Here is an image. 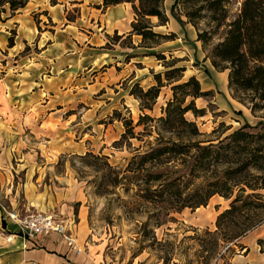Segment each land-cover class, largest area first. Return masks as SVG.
Masks as SVG:
<instances>
[{
    "label": "rangeland",
    "instance_id": "rangeland-1",
    "mask_svg": "<svg viewBox=\"0 0 264 264\" xmlns=\"http://www.w3.org/2000/svg\"><path fill=\"white\" fill-rule=\"evenodd\" d=\"M173 2L174 0H166V9L170 16V22L166 27L157 28L158 19L151 20L156 25L155 30L165 34L175 32L177 38L164 41L166 43L159 47L142 48L140 51L144 53L136 55L139 57L135 60L139 62L132 65L134 70L141 74L148 73L149 70L144 69L145 67L153 68L149 81L156 84L153 74L165 72L166 67L164 61L157 59L152 53L165 52L168 63H171L173 58L181 59L177 66L186 67L181 81L196 75L203 90H212L211 96L196 99V106L206 109L205 116L196 117L192 112L186 114L187 118L195 120L200 130L208 135L219 136L230 126L231 129L227 130L223 135L225 136L245 122L255 124L262 120L263 111L253 114L248 105L235 99L228 88L227 72L218 71L210 59L206 58L212 47L221 40L223 29L218 31L212 43L204 49L202 42L197 40V30L193 24L188 23L185 16L179 19L172 14ZM241 3L242 0H230L228 8L231 15L239 12ZM76 12V8L70 9L67 18L74 19ZM40 14L30 13L38 31H44L45 28L54 32L56 28L45 26L54 24L45 16L40 18ZM2 17L6 15L2 14ZM22 23L26 25L27 22L25 20ZM200 28L208 29L206 21L200 23ZM20 30L26 35L30 33L28 28L24 31L22 27ZM8 31L9 38L14 36L15 42L18 26L11 23ZM9 38L5 40V45L3 41L0 42V62L4 58L5 50L11 47ZM116 38L113 34L104 47L112 48ZM29 50H38L35 41L24 47V52ZM9 59L12 64L14 60L20 59V54L10 55ZM3 62H6V59ZM106 67H98L96 72L90 74V80L93 78L95 81L90 86V93L77 90L79 95H74L76 91L73 89L56 90L51 92V96L47 94L50 103H46L42 98L39 103H33L29 97L32 89H27L26 83H22L23 88L15 90L18 95L13 96L12 101L18 97L23 100L15 103V107L9 106L3 113L0 112L4 117L14 114L13 120H3L0 115V208L6 216L0 219V237L6 239L9 234L19 235L17 229L10 230L6 227L13 222L9 212L16 210L21 216H26L36 211H44L71 225L82 249L79 257H71L74 252L64 245L60 251H65V256L63 255L65 259L51 264H211L215 258H220V264H229V259L235 254L246 252L244 247L248 244L258 243L263 248L264 207L235 216L229 226L218 227V216L230 207L235 194L232 198L216 194L207 205L194 209L185 208L181 212L169 209L167 203L157 199L154 202H147L142 197L143 194H148L147 190L157 188L158 183L145 182V177L141 174L166 170L169 165L149 164L141 170L142 173L134 174L127 171L132 157L138 153L134 148L139 147L141 142L132 139L133 145L130 148L120 141L125 131L124 124L121 120L111 119V116L114 110H119L122 117H132L134 122L138 120L142 113L140 101L130 94L136 79H132L131 73H128V76L125 74L115 77L109 74ZM17 71L18 68H13L12 64L9 76H14ZM5 73L6 70L0 68V77ZM164 82L166 86L162 88L154 110H146L151 115L159 116L161 107L172 97L171 86L165 78ZM142 86L147 89L148 81H144ZM11 95L12 91L9 98ZM46 98L45 96L44 99ZM1 100L3 99L0 98V104ZM88 108L90 111H87ZM86 111L90 116L81 118ZM214 129L219 131L211 134ZM80 144L86 145L89 150L84 153V149L80 148L81 154H78ZM87 152L91 155L85 156ZM103 156H107V159L102 158ZM22 162L37 164L49 162L50 165L40 169H23L22 165H19ZM134 166L136 167V164L133 163L132 170ZM172 166L169 167L176 168ZM227 166L213 167L210 174L215 172L219 174ZM178 168L186 171L181 166ZM55 174L64 176L68 174L75 180L79 189L81 203L75 204L73 209L69 208L74 211V220L68 217L66 204L61 208L58 204L54 205L51 211L26 207V193H23L21 183L29 179L30 185L34 187L31 179L38 178L42 187L48 184L52 185L53 190L60 189L66 184V178L55 179ZM171 175L174 176V173ZM114 179L117 180L116 183ZM247 179L255 182L250 176ZM205 183L206 175L194 180L192 178L189 190L193 191ZM8 192L9 194L15 192L16 198L10 199V195L6 197ZM252 192L249 190L246 194ZM255 193L258 195L252 196V200L264 202V188ZM254 220L259 221L246 231L240 240L225 246L223 237L226 233L236 232ZM39 242L35 245L45 248L46 238ZM67 255L72 259H67Z\"/></svg>",
    "mask_w": 264,
    "mask_h": 264
},
{
    "label": "trees",
    "instance_id": "trees-1",
    "mask_svg": "<svg viewBox=\"0 0 264 264\" xmlns=\"http://www.w3.org/2000/svg\"><path fill=\"white\" fill-rule=\"evenodd\" d=\"M28 2L0 0V19L8 9L14 15ZM120 3H131L134 11L132 30L122 41L125 46H133L132 34L140 35L141 46L148 48L177 38L175 32L165 34L155 30L156 25L151 20L156 17L158 25L168 24L170 16L166 0H103V8ZM229 3L230 0H174L171 11L179 19L185 16L186 21L193 24L197 30V40L202 42L204 49L223 29L221 40L212 47L206 58L210 59L218 71L228 70V88L232 96L248 105L253 114L263 111L262 120L255 124L245 122L225 136L230 126L219 136L202 132L197 122L187 118L186 114L192 112L196 117L205 116L206 109L198 108L196 99L211 96L212 90H203L196 75L181 81L186 67L177 66L181 60L179 58H173L168 63L163 52L152 53L164 61L166 67L165 72L153 74L156 84L145 89L136 81L130 90V94L140 101L142 113L138 120L134 122L132 117H122L119 110H114L111 116V119L121 120L124 124L125 131L120 141L130 148L133 145L132 139L141 142L139 147L134 148L138 153L132 157L127 171L142 173L141 170L149 164L176 167L172 169L168 166L166 170L141 174L145 182L158 183L157 188L143 194L147 202L157 199L167 203L169 209L181 212L185 208L207 205L216 194L226 198H232L235 194L230 207L218 216V227L229 226L235 216L264 207V202L252 200V196L258 195L255 191L264 188V0H242L239 12L235 15H231ZM202 21H206L208 29L200 28ZM115 35V41H120L122 36L117 32ZM9 44H15L14 36L9 38ZM164 78L171 86L172 97L161 107V114L154 116L146 110H154L162 88L166 86ZM218 131L214 129L211 134ZM89 155L90 152L85 154ZM102 158L107 159V156ZM133 163L136 164L135 170L131 168ZM220 165L228 166L219 174H210L213 167ZM180 166L187 172L181 171L178 168ZM205 175V185L190 191L192 178L194 180ZM249 176L255 182L249 181ZM113 181L116 183L117 180ZM249 190L253 192L246 194ZM258 221H249L244 228L231 234L226 233L223 237L225 246L240 240Z\"/></svg>",
    "mask_w": 264,
    "mask_h": 264
},
{
    "label": "crops",
    "instance_id": "crops-1",
    "mask_svg": "<svg viewBox=\"0 0 264 264\" xmlns=\"http://www.w3.org/2000/svg\"><path fill=\"white\" fill-rule=\"evenodd\" d=\"M74 8L77 10L76 17L68 19V12L70 9L74 10ZM31 12L33 14L41 13L40 18L47 17L54 25L45 26L56 28L55 31L51 32L44 28V31L39 32L34 19L30 16ZM3 15H6V17L0 19V42L3 41L4 45L6 44L5 40L9 38L8 28H10L11 23L18 26V35H16L15 44L9 47V50H5L3 60L6 59V62H3V60L0 62V68L6 70V73L0 77V98L3 99L0 104L1 113L7 110L9 106L15 107V103L23 100V98L18 97L17 100L12 101L13 96L18 95L15 90L23 88L22 83H26L27 89H32L29 97L36 104L40 102L41 98L46 103H50L47 94L51 96V92L56 90L73 89L76 91L74 95H79L77 90L90 93V86L95 83L93 78L90 80V74L96 72L99 69L98 67L101 66H107L109 74L115 77H121L125 74L128 76V73H131L132 79H136L141 85L144 81H148L147 87L153 85L149 81L151 80V70L153 68L145 67L144 69H148L150 72L140 74L132 67L133 64L139 62V60H135L139 57L136 55L144 53L140 50L151 48L141 46L142 37L136 34L131 35L132 47L122 44V41L132 30L131 24L134 20V11L131 3H120L104 9L103 0H29L28 4L14 15L11 14L9 9ZM25 20L26 25L22 23ZM167 25H158L157 28L166 27ZM22 27H24V31L25 28H28L30 33L28 35L24 32L21 33L20 29ZM3 30L4 32H2ZM116 32L122 36L120 41L112 44V48L104 47L108 42V38ZM32 41H35L38 50L24 52V47ZM165 43L163 42L157 46L159 47ZM16 47H18L17 50ZM17 54H20V59L14 60L12 64L13 68H18V71L13 74L14 76H9V69L12 66L9 57ZM224 72H227L228 77V70ZM9 89L12 91L11 98H9V93H11ZM45 96L46 99H44ZM87 111H90V108ZM87 111L82 114L81 118L90 116ZM0 115H2L3 120H13L14 117V114L9 115V117H4L3 114ZM80 148L84 149V153L89 150L86 145L80 144L77 150L78 154H81ZM19 165H22L23 169H40L41 167H47L50 163L22 162ZM55 179H64L66 184L60 189L53 190L52 185L47 184L42 187V183L38 181V178L31 179L34 187L30 185L29 179L22 182V191L26 193L27 199L26 207L28 209H48L51 211L54 205L58 204L61 208L66 204L68 207L67 215L70 220H74V211L69 208L73 209L75 204L78 205L82 201L75 180L68 174L65 176L55 174ZM9 195L10 199L16 198L15 192L11 194L8 192L6 197H9ZM5 217L2 208H0V219L2 220ZM6 227L10 230L17 229L14 222H10ZM6 240L7 238L0 237V264H28V262L51 264L56 261L62 262V259H65V251H60V249L65 246L74 252L71 257H79L82 254V251L80 253L74 251L57 233H52L46 238L45 248H39L33 242L26 243L20 235L14 236L12 241ZM244 248H246V252L235 254L229 259V264H264V247L262 248L260 244L256 243L248 244ZM53 250H56V252ZM66 257L72 259L69 255ZM220 263V258H215L214 263L211 264Z\"/></svg>",
    "mask_w": 264,
    "mask_h": 264
},
{
    "label": "built area",
    "instance_id": "built-area-1",
    "mask_svg": "<svg viewBox=\"0 0 264 264\" xmlns=\"http://www.w3.org/2000/svg\"><path fill=\"white\" fill-rule=\"evenodd\" d=\"M13 222L17 225L18 234L22 236L26 243H40L52 233L59 234L76 252L82 251L78 245L72 226L58 220L54 214L44 211H36L26 216H21L17 211L8 213ZM16 234H9L7 241H12ZM28 264H36L29 262Z\"/></svg>",
    "mask_w": 264,
    "mask_h": 264
}]
</instances>
